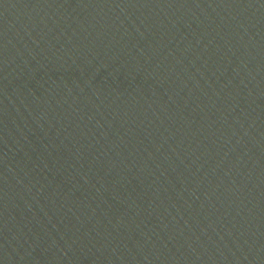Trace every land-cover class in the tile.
<instances>
[{"label": "water", "instance_id": "water-1", "mask_svg": "<svg viewBox=\"0 0 264 264\" xmlns=\"http://www.w3.org/2000/svg\"><path fill=\"white\" fill-rule=\"evenodd\" d=\"M0 264H264V0H0Z\"/></svg>", "mask_w": 264, "mask_h": 264}]
</instances>
